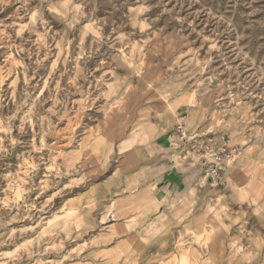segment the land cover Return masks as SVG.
<instances>
[{"label": "clouds", "instance_id": "9594fccd", "mask_svg": "<svg viewBox=\"0 0 264 264\" xmlns=\"http://www.w3.org/2000/svg\"><path fill=\"white\" fill-rule=\"evenodd\" d=\"M0 264H264V0H0Z\"/></svg>", "mask_w": 264, "mask_h": 264}, {"label": "rangeland", "instance_id": "374dc122", "mask_svg": "<svg viewBox=\"0 0 264 264\" xmlns=\"http://www.w3.org/2000/svg\"><path fill=\"white\" fill-rule=\"evenodd\" d=\"M71 211L72 210H69V214H71ZM115 221L114 220H112L111 218L108 220V221H105V223H114Z\"/></svg>", "mask_w": 264, "mask_h": 264}]
</instances>
